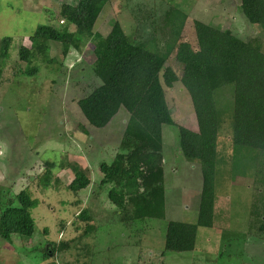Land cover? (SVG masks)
Returning a JSON list of instances; mask_svg holds the SVG:
<instances>
[{
  "label": "rangeland",
  "instance_id": "rangeland-1",
  "mask_svg": "<svg viewBox=\"0 0 264 264\" xmlns=\"http://www.w3.org/2000/svg\"><path fill=\"white\" fill-rule=\"evenodd\" d=\"M77 3L0 0V42L11 39L8 55L0 57V213L24 188L38 201L31 211V237L14 235L10 243L0 238V264H147L152 251L164 250L170 221H197L200 168L180 154L178 132L171 126H162L164 220L138 221L128 230L109 203L107 189L97 198L92 194L102 179L99 164H111L118 151L128 113L121 108L106 127L90 126L76 102L100 85L92 72L93 46L88 43L80 52L70 50L63 58L66 46L31 39L39 26L60 28L55 15L61 5ZM239 5L240 0H108L95 31L107 34L116 20L130 42L147 41L149 50L153 46L143 35L144 21L158 22L173 7L187 14L181 40L192 47H196L193 23L199 21L231 30L244 41L258 37L264 52V31L247 21ZM20 46L30 49L28 62L19 61ZM1 52L0 45V56ZM166 67L181 77L183 65L175 59V52ZM31 71L34 75H27ZM164 91L173 121L197 132L192 103L181 83L164 86ZM232 92L233 87L227 85L215 97L218 108H226L217 137L214 226L198 228L194 251L167 252L163 264H264V228L258 225L249 231L253 212L264 208V156L232 144ZM47 166L60 185L53 183L44 190L39 179ZM84 170L89 172L91 185L71 193L67 186ZM85 209L96 234L83 237L84 223L77 216ZM77 227L82 228L76 231ZM224 234L232 236L228 243H223ZM50 243H66L68 249L44 260L41 250ZM140 247L147 253L138 260Z\"/></svg>",
  "mask_w": 264,
  "mask_h": 264
},
{
  "label": "trees",
  "instance_id": "trees-1",
  "mask_svg": "<svg viewBox=\"0 0 264 264\" xmlns=\"http://www.w3.org/2000/svg\"><path fill=\"white\" fill-rule=\"evenodd\" d=\"M107 3L108 0H78L75 6L62 4L55 15V20L63 22L61 27L39 26L31 39L66 46L63 58L70 50L80 52L88 43L93 46L92 72L100 85L76 102L90 126L106 127L121 108L128 113L118 151L111 164H99L102 179L92 193L97 198L107 189L108 201L126 229L131 230L138 221L165 219L162 126L177 130L180 154L189 163L199 165L202 188L197 221L195 224L174 221L167 224L164 250L152 251V259L148 261L149 264H163L167 252L194 251L198 228L214 226L219 164L217 137L226 108H218L215 97L223 87H233L229 106L232 144L255 150L260 158L264 156L262 42L258 37L244 41L231 30L222 31L194 21L196 47H192L181 40L187 14L172 7L158 17V22L156 19L144 21L147 26L143 35L153 46L148 50L147 41L130 42L116 20L110 24L107 34L95 31ZM239 10L250 24L264 31V0H240ZM10 43L9 38L0 42V57L8 55ZM174 52L175 59L183 65L180 78L166 67ZM30 53V49L20 46L19 61L28 62ZM34 73L31 71L27 75ZM176 82L181 83L190 97L197 132L178 126L171 117L164 86L172 88ZM78 175L66 188L74 194L86 190L92 183L88 170ZM53 183L55 187L60 185L47 166L39 186L47 190ZM37 206L38 201L27 188L9 200L0 213V238L10 243L14 235L31 237L34 233L31 211ZM77 220L84 223L83 237L96 234L95 225L89 224L88 209L82 210ZM258 225L264 228V208L253 212L249 231ZM231 237L224 234L223 243H228ZM67 249L66 243L57 246L50 243L41 250V257L53 259L57 252ZM145 253L147 251L140 247L138 260Z\"/></svg>",
  "mask_w": 264,
  "mask_h": 264
},
{
  "label": "built area",
  "instance_id": "built-area-1",
  "mask_svg": "<svg viewBox=\"0 0 264 264\" xmlns=\"http://www.w3.org/2000/svg\"><path fill=\"white\" fill-rule=\"evenodd\" d=\"M60 23H61V24H63V22H62V21H61Z\"/></svg>",
  "mask_w": 264,
  "mask_h": 264
}]
</instances>
